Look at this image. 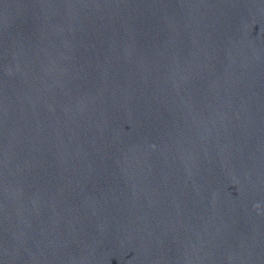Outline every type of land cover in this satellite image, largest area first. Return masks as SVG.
Here are the masks:
<instances>
[{"label": "water", "instance_id": "95a60500", "mask_svg": "<svg viewBox=\"0 0 264 264\" xmlns=\"http://www.w3.org/2000/svg\"><path fill=\"white\" fill-rule=\"evenodd\" d=\"M0 264H264V0H0Z\"/></svg>", "mask_w": 264, "mask_h": 264}]
</instances>
